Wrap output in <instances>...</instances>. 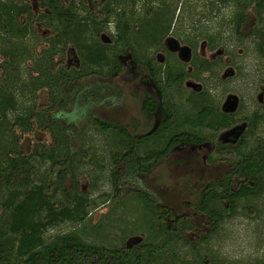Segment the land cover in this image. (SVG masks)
<instances>
[{"label": "trees", "instance_id": "1", "mask_svg": "<svg viewBox=\"0 0 264 264\" xmlns=\"http://www.w3.org/2000/svg\"><path fill=\"white\" fill-rule=\"evenodd\" d=\"M208 3L211 16L232 6L233 14L221 21L216 30L208 26L200 30L197 23L211 16L204 13L199 16L196 12V17L189 18L199 32L190 34L185 29L187 35L182 38L179 28L187 16H178L175 27V15L167 26L162 25L165 15L161 10L157 17L151 15L156 8L148 0L144 2L145 13H138L134 0H0V264H205L196 258L186 260L176 250L179 243H191L186 232L195 227L189 218L180 219L177 230L171 231L167 221L174 210L160 204L151 191L138 184V179L139 175L153 171L175 145L215 142L220 131L240 119V110L235 114L221 110L209 87L200 92L190 91V109L186 101L183 105L178 103L169 91L182 94L189 75L201 78L205 72H213L218 62L197 53V44L204 38L211 50L223 46L227 32L224 28L243 37L241 28L249 11L256 16L250 34L259 40V51L264 56V0H208ZM112 21L116 31L110 41L108 35L103 38L102 32L109 31ZM36 22L49 28L51 34L41 37ZM260 23H263L261 27ZM160 28L166 29L159 33ZM173 31L183 43L196 48L190 62L192 74L186 69L187 63L172 67L169 62L159 64L148 55L152 48H164L165 38ZM41 39L46 46L37 52L36 45ZM69 46L76 50L80 65L57 67L55 56H64ZM128 49L136 61L151 69L153 80L164 93L161 105L169 115L168 120L147 135L132 133L120 122L104 120L91 110L87 111L88 121L106 137L110 148L114 193L102 196L145 198L155 216L154 227H159V243L146 247L144 240L133 247L121 243L105 247L84 239L76 230L59 232L49 240L50 227L65 222L76 225L90 214L92 199L80 191L79 166L96 163L104 168L96 152L85 160L84 146L73 147L74 136L87 140L89 137L78 133V123L64 114H73L110 97L113 93L110 85L87 86L82 79L120 72L119 54ZM28 59L32 60V67L24 76ZM43 89L48 91L49 102L37 107L38 93ZM155 108L151 102L150 109ZM243 119L248 126L237 144L217 143L216 147L220 158L229 157L232 165L220 181L205 187L196 204L211 219L209 234L219 231L243 201L264 196V138L254 143L250 139L264 124V106ZM36 129L49 133L52 143L33 137L26 146V136ZM69 178L71 185L67 188L65 183ZM93 204L96 207V202ZM220 260L209 264H230L223 258Z\"/></svg>", "mask_w": 264, "mask_h": 264}, {"label": "rangeland", "instance_id": "2", "mask_svg": "<svg viewBox=\"0 0 264 264\" xmlns=\"http://www.w3.org/2000/svg\"><path fill=\"white\" fill-rule=\"evenodd\" d=\"M134 1L137 4L138 13L140 11L145 13L143 8L146 0ZM148 1L153 2V7L156 8V11L151 15L154 14L157 17L160 10L165 15L162 25L172 21L171 17L175 15L173 20L175 27L178 16H187L186 20H182L183 27L179 26L182 38L187 35L184 32L185 29H188L190 34L191 32L198 33L199 28L203 30L206 26L216 30L221 21L230 18L233 14L232 6L222 8L221 11H217L216 15H209L211 4L208 3V0ZM130 5H134V3L131 2ZM35 9L36 12L39 10L37 3ZM196 12L200 13L199 16H203V13L211 16L198 22L199 28L193 26L194 24L189 18L190 16L196 17L198 15ZM255 22V14L249 11L241 28L243 37H238L230 28H224V30L227 29L223 39L224 44L217 47L223 48V52H218L217 48L211 50L209 44H205L207 40L202 38L197 44V53L210 60H216L218 63L214 64L213 72H205L200 75L202 79L194 75L189 76L188 79L202 84L203 89L211 88L215 97L214 101L220 107L229 93H236L240 97V106L237 110V112L241 111L238 115L239 123L245 121L243 119L245 116L251 115L255 110L262 109L264 106V56L259 51V40L250 34ZM262 24L260 23L259 26L261 27ZM35 27L41 37L51 34V30L44 28L39 22L35 23ZM108 29L109 31H104L102 34L108 35L112 41V36L116 31L114 21L109 23ZM160 29L159 33L166 28ZM175 31L171 32V35L179 39ZM36 46L37 52L42 51L46 46L45 41L37 42ZM156 52L155 49L149 51L152 55H155ZM55 62L57 67L61 64L67 67L80 65L79 56L72 46L66 49L64 56L57 54ZM168 62L172 67L182 64V61L171 54H168ZM26 66L27 68L23 72L24 76L29 73L28 68L32 67L31 59L26 61ZM33 73L36 74V72ZM82 81L87 86L100 83L110 85L113 89V93L106 100L91 103L86 108L77 109V112L73 114H64L67 119L75 120L78 123V133L89 137L87 140L79 135L74 136L72 138L73 147L78 149L81 144L84 146L85 160L91 158L93 151L96 152L100 158V164L104 165V168L99 167L96 163L79 166L80 191L88 194L92 199L89 208L90 214L76 225L65 222L57 227H50L47 236L50 240L52 235L59 232L76 230L84 239L100 246L112 247L121 243L133 247L145 240L146 247H151L159 243L160 232L158 226L154 227L155 216L150 212L145 198L133 195L126 196V198L105 199L102 196L103 193H114L110 180V148L106 137L88 121L87 112L91 110L104 120L120 122L131 131H134V127H138V133L148 131L156 119L155 116L150 119L145 118L142 114L143 100L149 87L148 71L139 65H136L135 69L128 68L126 65L118 74L105 77L96 74L85 77ZM189 88L192 87L184 84L182 94L173 89L169 91L176 96L178 103L183 105L186 101V106H189L190 109L192 102L188 98L192 95L190 91L193 90ZM48 102V91L43 89L38 93L37 107L46 105ZM140 122L143 123L142 126ZM223 132L222 130L218 133L215 140L218 141ZM33 137L48 144L52 143L49 133L36 129L31 136H26V146L32 142ZM258 138H264V124L250 136L252 143ZM211 153L212 149L205 145L179 144L175 150L158 163L153 171L139 175L138 184L151 191L160 204L174 210L173 216L167 221L171 231L177 230L176 223L183 217L189 218L194 225L195 229L186 232L191 243L185 245L179 243L176 248L180 257L186 260L200 259L205 264L221 261V258L230 264H262L264 262V196L251 201H243L236 214L228 218L219 231L212 234H209L211 233V219L196 208L205 187L212 182L220 181L232 165L229 157L222 159L220 153L215 152L214 159H212ZM224 155L228 154L224 153ZM47 165L46 163L42 167ZM65 184L67 188H70L71 178ZM93 202H96V207ZM207 234L209 236L203 239ZM135 237H139L140 242L129 243V240ZM168 253L166 251V255ZM197 254L201 257H198Z\"/></svg>", "mask_w": 264, "mask_h": 264}, {"label": "flooded vegetation", "instance_id": "3", "mask_svg": "<svg viewBox=\"0 0 264 264\" xmlns=\"http://www.w3.org/2000/svg\"><path fill=\"white\" fill-rule=\"evenodd\" d=\"M169 35H171V34H169ZM168 35V36H169ZM167 36V37H168ZM166 37V38H167ZM166 38H165V40H166ZM165 40H164V42H163V46H164V48H152L151 50H153V49H155V50H157V52L155 53V55H152V53L150 54L149 52H148V55L149 56H152L154 59H155V61L157 62V63H159V64H166V63H168V54H171V55H175L176 56V58L178 59V60H180V61H182L180 58H179V55H178V52H173V51H171V50H169V48L167 47V45H166V42H165ZM180 40V39H179ZM181 41V40H180ZM181 44H185V43H183L182 41H181ZM205 44H208V42H205ZM187 45H189V44H187ZM191 48H192V51H193V53H194V46L193 45H189ZM150 50V51H151ZM216 50V49H215ZM217 51L218 52H223L224 51V49L222 48H217ZM203 57V56H202ZM119 58H120V60H121V63H122V69H123V67H125L126 65H128V68H131L132 67V69H135L136 68V65H139L140 67H143V68H145L147 71H148V78H149V81H148V85H149V87H148V90L146 91V94H145V98H144V100H143V109H142V114L144 115V117L145 118H148V119H150L152 116H155L156 117V119H155V121H154V123H153V125H152V127L148 130V131H146V132H144V133H138L139 131H138V127H134V131H131L128 127V129L132 132V133H137V134H139V135H147V134H151V133H153L155 130H157L159 127H161V125L164 123V122H166L167 120H168V117H169V115H168V113L163 109V107H162V105H161V102H162V100H163V96H164V93H163V91L159 88V86L155 83V81L153 80V78H152V76H151V69L149 68V67H146L145 65H143V64H141L140 62H138V61H136L135 60V58H134V54H133V52L130 50V49H128V51L126 52V53H121V54H119ZM206 58V57H205ZM208 59V58H207ZM210 60V59H209ZM210 61H216V60H210ZM183 62V61H182ZM184 63H187V62H184ZM188 65H187V71L190 73V74H192L193 73V67L190 65V62L189 63H187ZM119 72H117L116 74H118ZM115 75V74H114ZM189 76H191V75H189ZM188 76V78H186L185 79V81H184V84L187 86V82L188 81H190V80H188L190 77ZM189 87V86H188ZM189 89H192L193 91H196V92H200V91H203L204 89L202 88L201 90H199V89H195V88H189ZM227 97V96H226ZM226 99V98H225ZM225 101V100H224ZM224 101H223V103H224ZM151 102H153L154 104H155V106H156V108L154 109V110H151L150 109V106H151ZM223 103L221 104V110H222V105H223ZM223 111V110H222ZM224 112V111H223ZM237 112V111H236ZM235 112V113H236ZM226 113V112H225ZM235 113H229V114H235ZM239 121H240V119L238 120V122L237 123H235L233 126H231L230 128H226V129H223V131H226V130H228V129H231V128H233V127H235V126H237V125H239V124H241V123H239ZM244 121H242V123H243ZM140 124H141V126L143 125V123H141L140 122ZM140 126V125H139ZM139 129H140V127H139ZM246 131V130H245ZM221 132V131H220ZM219 132V133H220ZM245 133V132H244ZM243 133V134H244ZM241 138V137H240ZM240 138L238 139V140H236V138L235 137H231L228 141H226V142H223V140H221V135H220V138L218 139V141L217 140H215V142H212V140L211 141H205V142H203V143H201V144H195V143H188V142H181V143H179V144H191V145H193V146H201V145H205V146H208V147H210L211 149H212V153H211V157H214V155H215V152H219V151H216L217 149H216V147H217V143H222V144H232V145H235V144H237V142L240 140ZM179 144H177V145H175L172 149H171V151L170 152H172L173 150H175L176 149V147L179 145ZM169 152V153H170ZM214 154V155H213ZM169 155V154H168Z\"/></svg>", "mask_w": 264, "mask_h": 264}, {"label": "water", "instance_id": "4", "mask_svg": "<svg viewBox=\"0 0 264 264\" xmlns=\"http://www.w3.org/2000/svg\"><path fill=\"white\" fill-rule=\"evenodd\" d=\"M105 37H107L106 34L103 35V38ZM165 42L169 50L173 52H178L179 58L183 62L189 63L192 60L193 51L189 45L181 44V41L174 35H169L166 38ZM187 86L195 88V89H199V90L203 88L202 84L197 83L195 81H188ZM239 106H240V97L236 93H229L222 105V110L226 113H235L238 110ZM247 126H248V122L244 121L243 123L224 131L221 134V140H223V142H226L231 137H235L236 140H238L243 135L245 130L247 129ZM140 240L141 239L139 237H135V238L130 239L129 243L132 241L139 243Z\"/></svg>", "mask_w": 264, "mask_h": 264}]
</instances>
